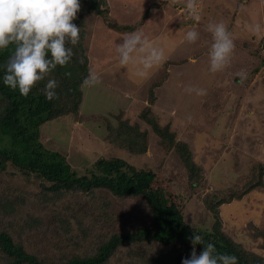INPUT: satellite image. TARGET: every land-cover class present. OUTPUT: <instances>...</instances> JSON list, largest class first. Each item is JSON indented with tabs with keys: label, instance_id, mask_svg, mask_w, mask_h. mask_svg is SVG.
<instances>
[{
	"label": "rangeland",
	"instance_id": "374dc122",
	"mask_svg": "<svg viewBox=\"0 0 264 264\" xmlns=\"http://www.w3.org/2000/svg\"><path fill=\"white\" fill-rule=\"evenodd\" d=\"M106 1L116 11L110 9L109 23L132 30L120 32L102 17L86 15L81 26L84 38L79 42L95 75L107 62L115 66L119 61L116 46L123 35L142 24L148 28L145 37L153 44L156 36L152 32L159 31L153 23L168 13H180L182 24L187 20L198 24L194 26L198 39L183 43L181 36L180 44L173 40L172 45L164 44L178 34L175 25L166 27L154 46L163 56H172L169 73L158 68V63L144 77L136 75L132 64L109 68L94 83L90 98L83 101L85 117L46 122L41 127V143L62 155L81 177L98 174L95 164L102 159H122L136 170L153 172V189L167 206L180 209L191 229L209 233L219 229L251 260L264 264V0H132L124 11L118 10L120 0L116 4ZM146 1L148 9L143 8ZM219 21L225 23L234 47L226 66L213 73L208 70L212 40L207 24ZM155 84L159 86L153 90L156 100L151 114L162 126H170L175 142L190 146L200 166V178L194 183L181 155L166 147L169 143L141 118ZM188 88L205 91L197 95ZM107 110L113 113L105 118ZM119 118L147 134L144 155L130 154L112 142L118 137L108 127L116 126ZM43 184L50 186L12 165L0 172V232L10 234L41 261L55 255L65 259L74 251L90 253L101 238L152 225V212L142 197L117 198L103 189L46 196ZM214 213L219 215L218 224ZM120 258L114 257L110 264H126ZM4 263L0 255V264Z\"/></svg>",
	"mask_w": 264,
	"mask_h": 264
},
{
	"label": "trees",
	"instance_id": "16d2710c",
	"mask_svg": "<svg viewBox=\"0 0 264 264\" xmlns=\"http://www.w3.org/2000/svg\"><path fill=\"white\" fill-rule=\"evenodd\" d=\"M79 4L77 17L73 20L80 28L77 43L84 38L85 30L82 29L81 32V26L84 25L86 15L100 16L108 22L109 27H117L116 30L120 32L132 30L130 27L125 29L109 23L110 8L106 0H79ZM77 43L71 45L66 41V47L72 48V58L64 66L57 65L43 80L36 82L27 95H21L17 89L4 85L0 79V172H5L8 165H12L24 174L36 175L39 180L50 184H43L46 196L66 192L91 193L103 189L117 198L142 197L152 212V225L138 228L134 232L115 233L108 238H101L90 253L80 254L73 250L74 254L65 259L59 260L55 255L42 261L29 254L24 246L17 244L10 234L0 232V255L5 260L4 264H110L116 256L121 257V262L126 264H181V259L191 253V238L194 234L199 235L202 241L195 245L197 254L204 245L212 243L217 253L235 256L236 264H263L251 260L242 247L219 229L215 228L214 233L195 232L191 229L180 209L167 206L153 189L156 177L153 172L136 170L122 159H102L95 164L98 174L93 172L90 176L81 177L69 168L62 155L48 150L41 143L43 124L66 116L80 117L88 84L85 81L90 76L91 69L82 41ZM14 48V44H9L0 50V77L4 74V65ZM168 66L170 63L165 64L164 70ZM48 79L57 82L56 96L51 100L46 99L43 92ZM158 86L159 84L152 86L149 106L142 112L141 118L169 143L166 147L174 148L181 155L190 181L198 180L200 166L195 164L190 146L185 141L175 142L176 134L170 126H162L151 114V107L156 100L153 90ZM117 121L116 126L111 124L108 127L118 137L112 142L130 154L144 155L147 151V134L141 132L140 127L131 125L128 120L119 118ZM214 215L218 224L219 215ZM58 222L62 223L61 220L56 221ZM54 231L55 234L60 233ZM160 246L163 250L159 252Z\"/></svg>",
	"mask_w": 264,
	"mask_h": 264
},
{
	"label": "clouds",
	"instance_id": "9594fccd",
	"mask_svg": "<svg viewBox=\"0 0 264 264\" xmlns=\"http://www.w3.org/2000/svg\"><path fill=\"white\" fill-rule=\"evenodd\" d=\"M192 3L187 4L191 10ZM80 8L79 0H0V50L9 44L15 48L4 65L2 83L27 95L32 86L44 79L45 75L57 65L64 66L72 58L71 47L79 39L78 28L72 20ZM207 31L212 43L208 50V70H222L230 58L233 41L223 21L209 22ZM195 30H188L184 39L193 43L198 39ZM119 64L136 66V75L144 77L162 59V51L148 42L139 31L124 34L122 42L116 46ZM97 83L94 74L85 83ZM57 82L48 79L43 92L46 99H54ZM187 91L203 95L204 89L188 88ZM193 248L181 264H236V257L217 253L212 243H207L197 254L195 245L201 244V237L194 234L191 238Z\"/></svg>",
	"mask_w": 264,
	"mask_h": 264
},
{
	"label": "crops",
	"instance_id": "0c3cea01",
	"mask_svg": "<svg viewBox=\"0 0 264 264\" xmlns=\"http://www.w3.org/2000/svg\"><path fill=\"white\" fill-rule=\"evenodd\" d=\"M130 1H132V0H128V1H125V0H120L118 3L115 1V0H111V2H113L114 4H116L117 3V5H118V10H120V11H124V7H126V6H128L129 4H130ZM188 0H186V2H187ZM202 1V3H203V0H201ZM109 2V7H110V9L112 10V12L114 13V8L111 6V3H110V1H108ZM123 2V3H122ZM199 2V1H198ZM121 4H122V7L120 8V6H121ZM138 3L136 2V3H134V4H132V5H137ZM148 4L149 3H147V1H146V3L144 4V6L145 7H143L144 9L145 8H147L148 7ZM181 4H186V3H181ZM130 7V6H129ZM181 8V7H180ZM143 9V10H144ZM148 9V8H147ZM182 9V8H181ZM182 11H185V9H182L181 10V12ZM114 14H116V11H115V13ZM122 14H123V12H122ZM178 15H181L180 13L178 14L177 12L176 13H174V14H170V13H168L167 15H165V18H164V20L162 19V20H160V19H157L156 21V23H153V24H155L156 26L158 25V29H159V31L156 33V31H150V32H152V33H154L155 34V36H156V38H155V40H154V43L152 44L153 46H154V44H155V42H158L159 41V38L160 37H162V34H164V33H162L163 31H165V29H166V27H168L169 28V26L170 27H172L173 25H175V27H176V29H177V32H178V34L177 35H173L172 37H173V39H165V41H164V44H169V45H172V43L173 42H175V43H177V44H180V43H182V41H183V43H185L186 42V40L184 39V37H183V40L182 41H178L179 39H180V37L181 36H184L185 35V33L188 31V30H194V26H197L198 24H194L193 25V22H190V21H188L187 20V22H185L184 24H182V22H180V21H178ZM139 16L141 17L142 16V14L140 13L139 14ZM139 16L137 17V18H139ZM162 23H165L164 24V26H162ZM149 23H147L146 25H148ZM152 24V25H153ZM145 24H142L141 25V28H139L138 30L139 31H141L143 34H146L144 31H146L148 28L147 27H145L144 26ZM176 25H178V26H176ZM203 26V28H204V25H202ZM147 28V29H146ZM168 30V29H167ZM166 30V31H167ZM172 33H173V30H170ZM146 32H148V31H146ZM160 32V33H159ZM173 40V42L171 43V41ZM171 43V44H170ZM167 46H165V50H169L170 49V46H168L169 48H166ZM174 47H171V49H173ZM169 51H171V50H169ZM201 51H203V49L201 50ZM205 56V55H204ZM172 57V56H171ZM171 57H168V56H166L165 54H164V56H163V58L161 59V61L158 63V68H160V67H162L161 69H164V66H165V64H167V63H170V64H172L173 62H172V60H171ZM180 61H182L181 59L179 60V61H174V62H180ZM177 63V64H178ZM113 64L112 63H105V64H103L102 66H103V68L104 69H102L101 70V72L100 73H98L97 75H95L94 74V72L93 71H91V74H94L97 78H99L100 76H102L104 73H106V72H108L109 71V68H118L119 67V61L115 64V66H113V67H111ZM168 70V69H167ZM169 71L170 70H168V73H169ZM148 78V77H147ZM98 82H100V81H98ZM97 82V83H98ZM90 83V85H87V87L89 88L88 89V91L86 92V94H85V96H84V101H85V99H89L90 98V96H91V94H92V89H93V86H94V83H91V82H89ZM84 103V102H83ZM83 105L84 104H82V107H81V109H80V116H83V117H85L84 116V114H83ZM111 113H113L112 112V110L110 111V110H107V111H105L103 114H104V117H107V115L109 116ZM124 113H126V112H124Z\"/></svg>",
	"mask_w": 264,
	"mask_h": 264
}]
</instances>
